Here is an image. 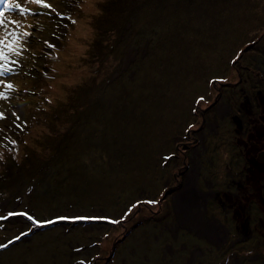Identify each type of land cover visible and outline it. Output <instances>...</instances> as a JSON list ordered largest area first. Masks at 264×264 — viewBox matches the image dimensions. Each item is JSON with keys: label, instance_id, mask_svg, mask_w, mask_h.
<instances>
[{"label": "rangeland", "instance_id": "rangeland-1", "mask_svg": "<svg viewBox=\"0 0 264 264\" xmlns=\"http://www.w3.org/2000/svg\"><path fill=\"white\" fill-rule=\"evenodd\" d=\"M66 1L36 4L45 14H56ZM75 1L84 4L68 0L69 8L84 16ZM26 5L34 8L27 0L21 14L27 12ZM123 8L134 17L129 18V31L121 32L131 43L119 66L115 53L110 67H94L82 56L91 51L95 36L94 19L88 14L90 41L61 53L63 61L57 66L78 72L77 78L59 83L61 93L46 103L51 109L46 119L39 109L28 112L30 128L9 151L2 139L6 132H0V169L12 162L15 171L13 185L0 192V264H223L219 251L232 252L226 245L208 248L181 237L189 229L181 232L170 200H160L172 173L183 164L178 142L199 139L186 152L184 163L191 168L194 157V168L205 178L210 163L213 170L218 165L216 154H222L218 142L224 124L231 122L226 113L231 98L253 87L264 94V0H126ZM41 16L33 20L24 15L15 50L7 53L11 63L5 65L14 67L13 83L20 89L29 88L28 83L40 76H32L35 63L39 69L48 64L53 71V49L59 42L67 45L62 39L50 47L56 23L45 32L49 17L39 20ZM5 19L0 35L13 21ZM62 19L68 21L66 37L75 30L74 21ZM128 62L132 64L126 66ZM93 68L99 69L100 79L111 75L108 83L97 81ZM9 75L0 70L4 124L10 120L6 98L14 95L3 92L1 77ZM88 80L96 81L89 86ZM212 80L238 84L234 89L223 86L217 104L207 109L214 97ZM53 84L57 86H43L41 102L51 95ZM215 215L212 206L208 216ZM210 230L215 233L213 227ZM210 241L218 243L220 235ZM106 255L110 258L95 260Z\"/></svg>", "mask_w": 264, "mask_h": 264}, {"label": "flooded vegetation", "instance_id": "flooded-vegetation-1", "mask_svg": "<svg viewBox=\"0 0 264 264\" xmlns=\"http://www.w3.org/2000/svg\"><path fill=\"white\" fill-rule=\"evenodd\" d=\"M235 72L239 77L238 67ZM236 80L223 83L212 80L214 97L206 108L217 104L223 86L234 89ZM229 106L226 113L231 122L223 126V136L218 142L223 146L222 154H216L215 170L210 163L202 179L194 168V157L190 158L191 168L184 163L186 152H191L199 139L179 141L177 147L184 158L183 164L176 167L171 181H167L164 188L167 193L160 202L168 198L176 214L177 227L181 232L189 229L181 237L199 240L208 248L226 245L232 250L228 255L219 251L223 264H264V94L255 87L240 90L236 98H231ZM212 206L218 216H208ZM186 222L189 227H185ZM218 235L221 241H210ZM124 237L123 234L121 238ZM198 249L199 253L203 252L201 247Z\"/></svg>", "mask_w": 264, "mask_h": 264}, {"label": "trees", "instance_id": "trees-1", "mask_svg": "<svg viewBox=\"0 0 264 264\" xmlns=\"http://www.w3.org/2000/svg\"><path fill=\"white\" fill-rule=\"evenodd\" d=\"M84 4H78L77 1H75V4H78L80 6L79 10L84 13V16L79 14L78 12H75L74 8L71 10L69 8V3L68 0L66 1L65 5H63L61 10L56 11V14L52 13L55 11H49L46 16L49 17L48 24L45 25L43 28L45 32H49L52 23L55 24V30L52 31L56 35L54 39L50 40L49 45L51 47L53 41L60 40L62 41L65 40L67 42V45H63L60 42L56 44V47L53 49L56 54L55 58L53 59L56 60V64L54 65V70H49L48 64H45V67L43 66L41 69L40 64L36 65L34 64V72L35 74H32V76H36L37 74H40L39 77H37L36 81L29 82L28 79L27 82L28 85H30L29 88L21 87L17 88L15 84L13 83H8L4 82L2 84V90L7 91L9 93H6V95L13 96L14 99H8V108L7 110L9 111L10 114V120L6 122L5 124L0 121V132H6V135L2 137V139H6V142H4L8 146V151L12 148L13 145L16 146V144H19V136H21L22 133H24V129L27 127L30 128V125H28L29 117L28 112H31L32 110H38L43 113L45 119L48 116L46 114L47 111L51 110L50 106L46 104L47 102L52 103L54 101V96L60 94V84L61 82L64 81H69L71 78H77L78 72H73L69 69H59L57 66L62 63L63 58L61 57V53L67 51V49H72L73 47L70 44L71 38L73 36V31H71L70 35L66 36V31L67 27L65 26V22L67 21L66 19H62L63 17H71L74 21V31H78L79 29V39H78V45H81L82 40L90 41L88 37L91 34V27L89 25V19L93 18L95 27L93 28L94 30V38L91 39V51L88 52L86 55H82L85 59H89L92 63L94 64V67L96 66H106L107 64L110 67L109 60L111 59L110 56L112 53H115V59L116 61L114 62V59L112 60L116 66H119L120 62L122 61V58L126 57L128 53V47L130 46L131 41L126 42L121 38V32H127L129 31V25L128 22L130 21L129 18L134 17V15H130L126 13V10H124L123 7L126 8V0H95L93 7L90 10H87L85 8V0H83ZM88 14H90V18L88 19ZM97 15V16H95ZM136 15V14H135ZM96 17V18H95ZM51 21V22H50ZM80 21V22H79ZM68 22V21H67ZM50 23V25H49ZM69 24V23H68ZM102 24V25H101ZM57 25V26H56ZM100 25V27H99ZM70 26V25H69ZM51 32V33H52ZM50 33V34H51ZM54 35V34H52ZM65 37V38H64ZM136 42V41H134ZM50 47L47 46V49H50ZM77 48H80L79 46ZM76 49V48H75ZM136 56L139 59H144L143 57L139 56L136 54ZM23 57L20 59L22 60ZM133 59L135 60V57L133 55ZM19 61V60H18ZM111 61V62H112ZM140 61V60H139ZM110 62V63H111ZM132 62H128L126 66L129 64H132ZM107 65V66H108ZM19 68H21L22 64H17ZM5 67H10L5 65ZM98 67V68H99ZM13 67L10 68V70ZM94 72H97L98 75V80L97 81H104V84L108 83L110 76L108 75L105 79H100L99 76V69L95 71V68H93ZM41 73L43 77H41ZM16 74V73H15ZM53 75V76H52ZM56 75L55 79L53 80V77ZM96 76V74H95ZM43 78V81H42ZM46 80H49L50 84L46 82ZM89 81V80H88ZM96 80H92L88 82V85L90 86L93 84V82ZM36 82H39L40 85H38ZM45 82V83H44ZM55 83L56 85H52L51 87V95H46L44 99L45 102H41V96L44 94V88L43 86L48 84L51 85V83ZM112 82V81H111ZM223 83V82H222ZM11 84L12 87L8 88L7 85ZM212 86L213 83L211 82ZM36 90V95L33 96V93ZM46 92H50L48 88H46ZM37 96V97H36ZM33 97V98H32ZM46 104V105H45ZM33 105V106H32ZM20 108V110L14 111V108ZM32 106V107H31ZM80 106L83 108L84 104H80ZM89 108L88 104L83 109ZM56 109V108H55ZM43 110V111H42ZM28 122V123H27ZM42 128V124H39V128ZM6 128V129H5ZM58 136V135H57ZM56 136V137H57ZM50 141V138H47ZM14 142V143H13ZM3 145V144H2ZM3 150H6V147L2 146ZM18 156V155H17ZM13 162L16 161V154L13 155ZM8 168V169H7ZM14 165L13 163H6V165L2 166L0 169V192L3 194V191L5 190L6 185L7 186H12V181L15 179L14 176L12 175L14 171ZM16 176V174H15ZM6 179H8V183H6ZM77 225V224H76ZM124 227V226H122ZM126 234V233H125ZM124 234V235H125ZM123 238H121L122 240ZM120 240V239H119ZM118 241V240H116ZM110 258V255H106L104 257H97L95 260H100V259H107Z\"/></svg>", "mask_w": 264, "mask_h": 264}, {"label": "snow or ice", "instance_id": "snow-or-ice-1", "mask_svg": "<svg viewBox=\"0 0 264 264\" xmlns=\"http://www.w3.org/2000/svg\"><path fill=\"white\" fill-rule=\"evenodd\" d=\"M34 3H43L44 0H33ZM47 6V5H46ZM10 7H20L19 5L15 4V0H5V4H4V8L0 9V17H3L5 14V11L10 8ZM21 12L25 11V9L21 8L20 9ZM13 23H16L15 21H13ZM4 21L2 19H0V26H3ZM11 35L12 39L8 40V36ZM25 36L29 35V33L25 32L24 33ZM17 38V34L16 33H5L3 35H0V70L3 71H9L10 69H8L7 67H5V61L7 59V53L9 51H14V44H15V40ZM47 43V42H45ZM2 83V82H0ZM8 88H11L12 85L8 84L7 85ZM0 95H3L2 93H0ZM203 99V98H200ZM0 118H2V114H0ZM14 143V142H13ZM11 215V213H10ZM18 239V237H17ZM0 247H3V245H0ZM78 264H83V262H78Z\"/></svg>", "mask_w": 264, "mask_h": 264}, {"label": "bare ground", "instance_id": "bare-ground-1", "mask_svg": "<svg viewBox=\"0 0 264 264\" xmlns=\"http://www.w3.org/2000/svg\"><path fill=\"white\" fill-rule=\"evenodd\" d=\"M94 2H95V0H85V8L87 10H90L93 7ZM78 32H79V29H78V31H73V36H72L71 41H70V44L73 48H77L78 44H79L78 43V39H79V35H78L79 33ZM4 63L7 64V63H11V62L6 60Z\"/></svg>", "mask_w": 264, "mask_h": 264}]
</instances>
